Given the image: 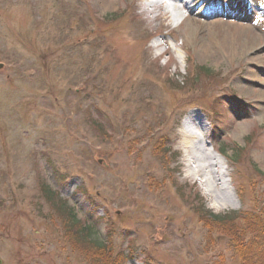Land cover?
Segmentation results:
<instances>
[{"label":"rangeland","instance_id":"1","mask_svg":"<svg viewBox=\"0 0 264 264\" xmlns=\"http://www.w3.org/2000/svg\"><path fill=\"white\" fill-rule=\"evenodd\" d=\"M234 1L250 9L255 39L247 31L238 44L253 41L243 53L258 71L215 56L233 28L195 9L176 24L145 0H0L1 264H241L195 212L261 207L252 209L264 190V0L217 5ZM190 64L218 74L206 91L182 85ZM190 115L189 145L206 128L197 149L209 155L198 149L187 167ZM210 157L224 180L211 167L204 186L189 168ZM46 191L110 250L75 243Z\"/></svg>","mask_w":264,"mask_h":264},{"label":"trees","instance_id":"2","mask_svg":"<svg viewBox=\"0 0 264 264\" xmlns=\"http://www.w3.org/2000/svg\"><path fill=\"white\" fill-rule=\"evenodd\" d=\"M217 78L218 74L213 70L205 66L190 64L189 77L184 79L182 85L191 93L197 94L199 91H206L205 86H203L204 80ZM165 141L166 138H164ZM220 153L223 155L224 151ZM229 160L231 161V159ZM258 176L261 179L264 178L262 173H258ZM258 195L252 200L253 210H256L261 203L257 213L233 212L225 215H214L206 211L202 204L201 208L195 210L200 215L201 220L205 221L204 225L207 228L219 229L221 234L228 237L230 248L241 264H264L262 261L264 253V190L260 193V198H257ZM46 199L57 209V215L62 219L63 230L66 231L65 233H69L70 238L75 243L100 256L106 250H110L109 247L106 249L104 241L94 237L92 224L87 219L78 220L73 211L66 208L65 203L59 204L54 192L46 191ZM237 222H242L243 225L238 226ZM247 234H249L248 237H246Z\"/></svg>","mask_w":264,"mask_h":264},{"label":"bare ground","instance_id":"3","mask_svg":"<svg viewBox=\"0 0 264 264\" xmlns=\"http://www.w3.org/2000/svg\"><path fill=\"white\" fill-rule=\"evenodd\" d=\"M99 1L102 2L103 0H99ZM145 1H146L145 4H146L148 11L153 10L154 8L158 6L165 7V9L166 8L171 9L170 10V12H172L171 16L173 17L176 24H178L184 18V15L180 13L179 7L177 6L176 2L178 1V3H180L182 10H188L189 6L187 5V3L190 2V1H187L186 3L182 4L181 0H170V3L168 5L162 6L161 2H159L158 0L157 1L145 0ZM194 1L195 0H192V2ZM210 1L211 0H201L199 3H197L198 8H196L195 11H198L199 14L204 18H207V16L216 17L217 20H221L225 25L233 28V33L230 36V41H228V38H227V43H225L224 41L223 47H219L218 51L214 53V55L215 56L221 55V57H224V58H237V59H240V61L243 60L245 63L249 62L250 66L253 67L254 70L258 71L257 68L254 67L252 64V61L254 62L256 58H250V54H254V52L249 53V49H248L247 52L243 53L246 46L250 47V44L253 45L252 40H254L255 39L254 37L256 36L255 35L256 30L252 29L251 26L248 24L249 14H250V9L248 8V6L238 1H234L233 4L231 5V8L228 10H225L217 6L218 0H213L212 4H210L208 7H206L207 9H205L203 5ZM167 13H169V11ZM256 24L258 26H261V29L264 32V26H263L264 22L258 21ZM247 31L251 32L252 40L247 41V42L243 41L242 45L238 44L241 37H243L247 33ZM262 41L264 43V35H263ZM193 125H195V123L193 122V116L190 115V118H188L184 124L185 133L183 134V137L186 138V142L184 140L182 141V145L185 151L188 152L187 150H190V154L188 153L187 160H186L187 167L192 166V163H195V159L197 158L195 157L196 156L195 153L198 151V149L199 150L201 149V151H203L202 156L205 155L206 157L209 155L207 150H203V148L201 147L202 145L200 146L201 148L197 149V146L201 144L200 140L203 139L204 134L207 132L206 128H201L202 129L201 132L203 135L201 136V139L199 137L198 138L196 137V139H198L199 141L198 144L195 142L194 144L189 145L188 140L190 141V139H193V136L191 134ZM205 140H206V135H205ZM203 144H207V143L204 142ZM211 159L212 158L210 157L209 162L208 161H206L205 163L202 162L203 165H198L197 167L189 168L191 170L190 172L191 178L195 180H197V178L204 179L202 182L204 186L205 185L208 186L209 184V174L211 172L210 170L211 167L213 168L212 173L214 174V176L216 175V178H217L216 182H222L224 180L225 174H224V171L220 170L219 168L220 163H218L214 159L213 160ZM214 167H216L217 169L219 168V170L215 171ZM206 194L212 196L211 191L208 188L206 189Z\"/></svg>","mask_w":264,"mask_h":264},{"label":"water","instance_id":"4","mask_svg":"<svg viewBox=\"0 0 264 264\" xmlns=\"http://www.w3.org/2000/svg\"><path fill=\"white\" fill-rule=\"evenodd\" d=\"M0 264H1V261H0Z\"/></svg>","mask_w":264,"mask_h":264}]
</instances>
